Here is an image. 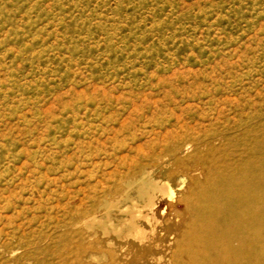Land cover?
<instances>
[{"label":"rangeland","instance_id":"rangeland-1","mask_svg":"<svg viewBox=\"0 0 264 264\" xmlns=\"http://www.w3.org/2000/svg\"><path fill=\"white\" fill-rule=\"evenodd\" d=\"M245 124L254 164L264 0H0V264H103L84 223L121 175Z\"/></svg>","mask_w":264,"mask_h":264},{"label":"bare ground","instance_id":"bare-ground-1","mask_svg":"<svg viewBox=\"0 0 264 264\" xmlns=\"http://www.w3.org/2000/svg\"><path fill=\"white\" fill-rule=\"evenodd\" d=\"M241 127L235 144L224 131L202 135L186 158L167 140L121 175L84 223L103 264H264V146L251 164V126Z\"/></svg>","mask_w":264,"mask_h":264}]
</instances>
